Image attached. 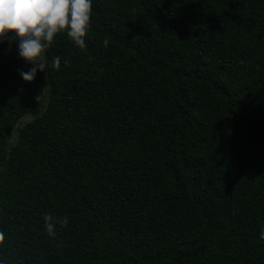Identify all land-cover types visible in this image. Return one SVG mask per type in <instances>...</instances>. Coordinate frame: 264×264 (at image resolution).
Segmentation results:
<instances>
[{
    "label": "trees",
    "instance_id": "obj_1",
    "mask_svg": "<svg viewBox=\"0 0 264 264\" xmlns=\"http://www.w3.org/2000/svg\"><path fill=\"white\" fill-rule=\"evenodd\" d=\"M85 42L30 82L0 42V258L264 264V0H93Z\"/></svg>",
    "mask_w": 264,
    "mask_h": 264
},
{
    "label": "clouds",
    "instance_id": "obj_2",
    "mask_svg": "<svg viewBox=\"0 0 264 264\" xmlns=\"http://www.w3.org/2000/svg\"><path fill=\"white\" fill-rule=\"evenodd\" d=\"M93 0H0V42L9 35L15 41L19 58L31 64L27 72L19 73L30 82L36 72L45 70L43 52L49 48L58 33H66L74 46L86 49L85 37L90 29ZM107 45V41H104ZM59 65V58L54 60ZM44 229L55 235V221L51 214L43 216ZM66 225L68 218L59 221ZM264 240V229L259 233ZM5 238L0 232V241ZM0 264H8L0 258Z\"/></svg>",
    "mask_w": 264,
    "mask_h": 264
},
{
    "label": "rangeland",
    "instance_id": "obj_3",
    "mask_svg": "<svg viewBox=\"0 0 264 264\" xmlns=\"http://www.w3.org/2000/svg\"><path fill=\"white\" fill-rule=\"evenodd\" d=\"M32 119V115L27 114L26 116H24V118L18 123V125L16 126V129L14 132H12V134L10 135V143H13L17 137V130L22 127L26 122H28L29 120Z\"/></svg>",
    "mask_w": 264,
    "mask_h": 264
}]
</instances>
